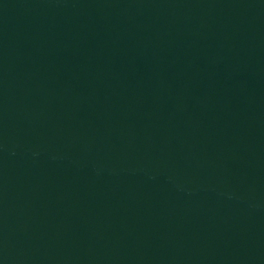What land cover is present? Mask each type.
Wrapping results in <instances>:
<instances>
[{
	"label": "water",
	"instance_id": "95a60500",
	"mask_svg": "<svg viewBox=\"0 0 264 264\" xmlns=\"http://www.w3.org/2000/svg\"><path fill=\"white\" fill-rule=\"evenodd\" d=\"M0 264H264V0H0Z\"/></svg>",
	"mask_w": 264,
	"mask_h": 264
}]
</instances>
